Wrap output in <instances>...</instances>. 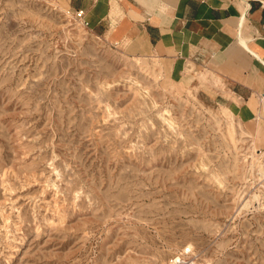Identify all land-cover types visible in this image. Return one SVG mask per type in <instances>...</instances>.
Segmentation results:
<instances>
[{
    "label": "rangeland",
    "instance_id": "obj_1",
    "mask_svg": "<svg viewBox=\"0 0 264 264\" xmlns=\"http://www.w3.org/2000/svg\"><path fill=\"white\" fill-rule=\"evenodd\" d=\"M82 20L0 0V264H264V120Z\"/></svg>",
    "mask_w": 264,
    "mask_h": 264
},
{
    "label": "crops",
    "instance_id": "obj_2",
    "mask_svg": "<svg viewBox=\"0 0 264 264\" xmlns=\"http://www.w3.org/2000/svg\"><path fill=\"white\" fill-rule=\"evenodd\" d=\"M68 6L103 38L150 54L170 78L213 89V98L237 103L247 121L264 120V0H68Z\"/></svg>",
    "mask_w": 264,
    "mask_h": 264
},
{
    "label": "built area",
    "instance_id": "obj_3",
    "mask_svg": "<svg viewBox=\"0 0 264 264\" xmlns=\"http://www.w3.org/2000/svg\"><path fill=\"white\" fill-rule=\"evenodd\" d=\"M82 11L81 10H76L75 11V15L77 16V17H79V18H81L82 17ZM82 23H84V24H86V22L84 21V20H82Z\"/></svg>",
    "mask_w": 264,
    "mask_h": 264
},
{
    "label": "bare ground",
    "instance_id": "obj_4",
    "mask_svg": "<svg viewBox=\"0 0 264 264\" xmlns=\"http://www.w3.org/2000/svg\"><path fill=\"white\" fill-rule=\"evenodd\" d=\"M259 116H260V115H259ZM260 153H261V152H260ZM260 153H259V154H260ZM262 166H263V165H262ZM261 168H262V167H261ZM262 170L264 171V169H262ZM261 173H262V172H261ZM254 194H255V193H254Z\"/></svg>",
    "mask_w": 264,
    "mask_h": 264
}]
</instances>
